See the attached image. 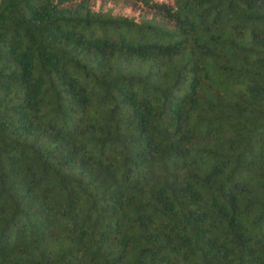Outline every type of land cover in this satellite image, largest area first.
Masks as SVG:
<instances>
[{"label":"trees","instance_id":"trees-1","mask_svg":"<svg viewBox=\"0 0 264 264\" xmlns=\"http://www.w3.org/2000/svg\"><path fill=\"white\" fill-rule=\"evenodd\" d=\"M0 264H264V0H0Z\"/></svg>","mask_w":264,"mask_h":264}]
</instances>
